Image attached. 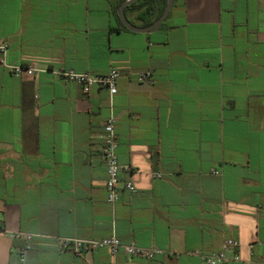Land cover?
Returning <instances> with one entry per match:
<instances>
[{"label":"crops","instance_id":"crops-1","mask_svg":"<svg viewBox=\"0 0 264 264\" xmlns=\"http://www.w3.org/2000/svg\"><path fill=\"white\" fill-rule=\"evenodd\" d=\"M126 1L0 0L6 62L43 69L14 75L0 56V264H207L192 252L229 237L241 260L223 264H264V0H172L150 30L123 23ZM132 3L127 19L148 28L163 0ZM113 68L112 101L52 72ZM111 107L121 184L136 187L115 204L98 137ZM18 231L36 233L23 263ZM113 235L163 252L57 239Z\"/></svg>","mask_w":264,"mask_h":264},{"label":"built area","instance_id":"built-area-1","mask_svg":"<svg viewBox=\"0 0 264 264\" xmlns=\"http://www.w3.org/2000/svg\"><path fill=\"white\" fill-rule=\"evenodd\" d=\"M7 52V45L5 43L0 44V56L1 62L9 69L14 75L22 74H34L36 71L43 69L37 68L34 65H23V64H10L6 62L5 55ZM52 72L59 78L73 82L79 85L84 92H89L93 86H103L109 90L110 99L117 92V81L119 78V71L115 68L111 69L105 74H94L88 71L79 72L74 69H54ZM152 78V71L150 69L142 70L137 74L139 81H149ZM112 105V103H111ZM99 139L102 142L101 153L106 164L107 179H106V191L107 201L111 204H115L120 198V192L124 186L126 189L134 192L136 191L135 185L132 181L127 180L123 186L121 184L120 173L123 170H130L128 164H122L118 160L117 147L118 140L115 130V115L112 107L111 111L106 118L102 132L99 134ZM157 176H161V173H155ZM0 230L3 228L0 227ZM16 235L25 239L24 245L19 250L20 261L23 263L26 259V254L30 248V242L36 235L34 232L29 231H18ZM58 242L63 249H73L77 254H82L85 248L95 247H108L113 255L120 250L133 256H141L144 258H153L163 250L156 246H142L134 241L123 242L116 236L106 237L100 240H82L80 238H71L66 236H58ZM239 246V241L235 238H226L222 248L211 253H204L201 251L192 252L193 254L201 257L207 264H223L230 261L241 260L237 254L230 255L228 251ZM253 246V244H251ZM87 264H99L95 262H87ZM107 264H120L116 259L111 260Z\"/></svg>","mask_w":264,"mask_h":264},{"label":"water","instance_id":"water-1","mask_svg":"<svg viewBox=\"0 0 264 264\" xmlns=\"http://www.w3.org/2000/svg\"><path fill=\"white\" fill-rule=\"evenodd\" d=\"M134 0H127L126 2H124L121 6V9H120V14H121V19L123 21V23L128 27V28H131V29H140V30H150V29H153L155 27H157L161 22L162 20L165 18V16L167 15L170 7H171V4H172V0H167V4L164 8V11L162 12V14L159 16V18L151 25L149 26L148 28H138L137 26H135L134 24H132L126 17L125 15V12H124V7L127 5V4H130L132 3Z\"/></svg>","mask_w":264,"mask_h":264},{"label":"trees","instance_id":"trees-1","mask_svg":"<svg viewBox=\"0 0 264 264\" xmlns=\"http://www.w3.org/2000/svg\"><path fill=\"white\" fill-rule=\"evenodd\" d=\"M146 3H148V0H135V1H133V3L130 6L133 7V8L139 9L143 5H145ZM165 6H166V0H163L162 5L160 6V8L158 9V11L156 13V17H158V16H160L162 14V12L164 11Z\"/></svg>","mask_w":264,"mask_h":264}]
</instances>
